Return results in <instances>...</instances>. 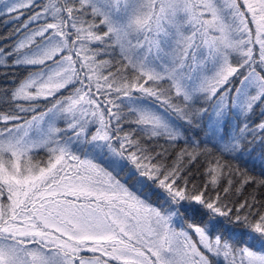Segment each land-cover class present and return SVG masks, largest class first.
<instances>
[{"label": "snow or ice", "instance_id": "snow-or-ice-1", "mask_svg": "<svg viewBox=\"0 0 264 264\" xmlns=\"http://www.w3.org/2000/svg\"><path fill=\"white\" fill-rule=\"evenodd\" d=\"M0 5V264H264V0Z\"/></svg>", "mask_w": 264, "mask_h": 264}, {"label": "trees", "instance_id": "trees-1", "mask_svg": "<svg viewBox=\"0 0 264 264\" xmlns=\"http://www.w3.org/2000/svg\"><path fill=\"white\" fill-rule=\"evenodd\" d=\"M26 15L27 10H25ZM24 17H22L23 19ZM18 23L11 21L8 17H2L0 16V47H9L13 40L15 39L14 36H12V33L15 32V30L18 28ZM10 37V38H9ZM7 72V76H4L3 73ZM25 70L24 69H0V82H3L5 80L8 81V86L11 85V81L13 80H19L22 79L25 76ZM41 158H43V153L40 154ZM258 171V170H257ZM194 174L197 175L198 180L197 182H200L199 180V173L194 171ZM251 191V189H249Z\"/></svg>", "mask_w": 264, "mask_h": 264}, {"label": "rangeland", "instance_id": "rangeland-1", "mask_svg": "<svg viewBox=\"0 0 264 264\" xmlns=\"http://www.w3.org/2000/svg\"><path fill=\"white\" fill-rule=\"evenodd\" d=\"M0 7H2V5H0Z\"/></svg>", "mask_w": 264, "mask_h": 264}]
</instances>
